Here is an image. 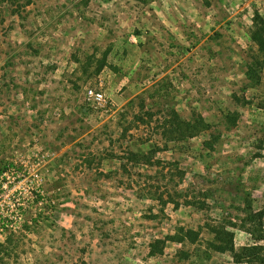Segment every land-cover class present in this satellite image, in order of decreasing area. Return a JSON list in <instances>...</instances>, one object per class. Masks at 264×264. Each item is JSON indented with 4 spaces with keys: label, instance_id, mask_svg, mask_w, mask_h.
I'll return each instance as SVG.
<instances>
[{
    "label": "rangeland",
    "instance_id": "rangeland-1",
    "mask_svg": "<svg viewBox=\"0 0 264 264\" xmlns=\"http://www.w3.org/2000/svg\"><path fill=\"white\" fill-rule=\"evenodd\" d=\"M28 1L0 0L8 264H237L213 249L212 227L237 251L264 246V217L245 222L264 214V70L259 84L247 76L264 0ZM173 110L211 129L169 141ZM155 146L159 166L129 163Z\"/></svg>",
    "mask_w": 264,
    "mask_h": 264
},
{
    "label": "trees",
    "instance_id": "trees-1",
    "mask_svg": "<svg viewBox=\"0 0 264 264\" xmlns=\"http://www.w3.org/2000/svg\"><path fill=\"white\" fill-rule=\"evenodd\" d=\"M28 5L32 3V0H29ZM30 3V4H29ZM207 5H210L209 2H206ZM251 40L258 47V53L253 60V64L250 66L247 76L254 83H260L261 81V72L264 70V17L260 13H256L253 19V28L251 31ZM230 123V127H235L239 121L238 114H231L227 117ZM211 129V126L206 123L204 118L201 116L194 117L193 121L186 122L184 121L179 113L176 110L170 112V120H168L164 127V137L169 141L175 142H183L188 138H194L201 133L208 131ZM219 138H215L214 142H208L206 145L212 147L214 149L213 144L217 143ZM160 148L155 146L152 150L148 152H130L128 161L131 164H135L136 166H159L160 162L156 160V155ZM185 174L181 173V179L184 180ZM252 208V207H251ZM10 212H5L0 214V264H8L9 259H11V253L15 248L18 247V243L16 241V237L18 234L17 226L15 225L14 219L9 216ZM249 220L245 222L253 223L260 222V227L263 228L262 220L264 214H254L253 210H251L249 214ZM212 233L215 235L214 242L211 243L213 249L218 253H231L233 255L234 260L237 264L241 263H254L256 261H261L264 263V246L260 244H255L251 246L244 247L241 251H237L234 239L235 236L233 233L217 228H211ZM246 229V226H244ZM262 231V235H260L257 239L260 242H264V230ZM188 235H195L192 232L188 233ZM192 236V237H193ZM185 237L177 238L169 237L166 240H157L151 246V256H156L158 254L164 253L165 245L167 241H174L181 243ZM197 239L194 238V241Z\"/></svg>",
    "mask_w": 264,
    "mask_h": 264
},
{
    "label": "built area",
    "instance_id": "built-area-1",
    "mask_svg": "<svg viewBox=\"0 0 264 264\" xmlns=\"http://www.w3.org/2000/svg\"><path fill=\"white\" fill-rule=\"evenodd\" d=\"M87 99L98 109L104 110L107 108V101L105 95L101 91L89 89L87 91Z\"/></svg>",
    "mask_w": 264,
    "mask_h": 264
}]
</instances>
